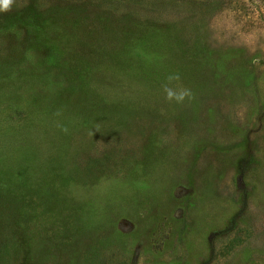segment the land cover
I'll use <instances>...</instances> for the list:
<instances>
[{"label": "rangeland", "instance_id": "1", "mask_svg": "<svg viewBox=\"0 0 264 264\" xmlns=\"http://www.w3.org/2000/svg\"><path fill=\"white\" fill-rule=\"evenodd\" d=\"M0 264H264V0L0 12Z\"/></svg>", "mask_w": 264, "mask_h": 264}, {"label": "clouds", "instance_id": "2", "mask_svg": "<svg viewBox=\"0 0 264 264\" xmlns=\"http://www.w3.org/2000/svg\"><path fill=\"white\" fill-rule=\"evenodd\" d=\"M15 0H0V12H8L12 9ZM169 81L172 80H179V75L170 76ZM166 98L169 101L175 100L177 103H183L186 98L191 99L192 93L191 90L188 88H179V90L165 87Z\"/></svg>", "mask_w": 264, "mask_h": 264}]
</instances>
